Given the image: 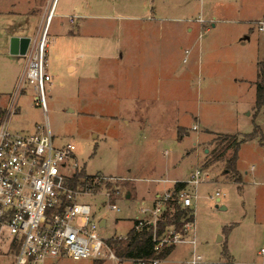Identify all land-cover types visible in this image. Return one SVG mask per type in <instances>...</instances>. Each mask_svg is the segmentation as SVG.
<instances>
[{"label":"rangeland","instance_id":"obj_1","mask_svg":"<svg viewBox=\"0 0 264 264\" xmlns=\"http://www.w3.org/2000/svg\"><path fill=\"white\" fill-rule=\"evenodd\" d=\"M48 1L0 0L1 105L14 93L21 71L20 57L9 55L8 34L22 31L34 38L43 27L39 15L47 12ZM106 1L109 6L102 0L98 12L101 35L117 23V12L128 9L123 0ZM76 2L75 8L71 0H59L56 14L78 15L91 0ZM138 2H150L146 10L154 8L156 18L175 20L165 24L182 31L167 32L166 43L146 55L141 51L138 57L131 50L123 60L125 66L111 76L117 85L112 91L106 87L111 77L107 80L109 74L102 71L112 66L102 61V68L95 67L94 61L107 48L82 36H63L62 30L75 32L80 20L71 25L69 19L55 17L46 49V72L51 77L46 112L35 106L34 88L26 84L17 97L11 129L40 131L47 120L53 144L74 143L86 175L117 179L118 193L109 202L119 212L110 211L101 194L82 199L93 217L106 220V229L100 231L105 238L126 236L130 220L142 217V209H151L157 195L163 196L174 183L201 170L202 181L186 191L192 200L193 228L185 234V240L195 241L199 264L264 263V256L258 255L264 247V106L256 108L253 86L257 64L264 60V32L258 31L264 20V0ZM60 22L63 27H58ZM90 30L81 28L79 33L87 35ZM185 51H189L187 57ZM134 64L138 73H132ZM154 65L160 68L149 72ZM193 126L197 129L192 130ZM249 134L254 135L239 144L232 167L233 142ZM226 135L234 139H225ZM222 206L225 210H220ZM173 248L162 264H187L192 245L183 242ZM46 264L132 262L61 258Z\"/></svg>","mask_w":264,"mask_h":264},{"label":"built area","instance_id":"obj_2","mask_svg":"<svg viewBox=\"0 0 264 264\" xmlns=\"http://www.w3.org/2000/svg\"><path fill=\"white\" fill-rule=\"evenodd\" d=\"M56 1H48L43 27L30 38L25 55L20 57L21 71L14 93L5 105H0V264H46L61 258L125 261L117 258L108 242L125 241L127 235L102 236L100 231L106 229V220L93 217L90 205L82 200L101 194L107 198L106 207L119 212L117 205L109 202L118 193L117 179L85 174L82 184L71 188L70 180L83 169L78 163L74 143L55 146L47 120L40 131L20 133L10 126L17 97L26 84L34 88L35 106L46 112V86L51 83L46 72L47 26L54 15ZM198 22L203 23L200 19ZM258 31L264 32V20L259 22ZM188 54L189 51H185V57ZM202 175L201 170L196 169L186 181L176 182L182 183V187L177 189L174 183L163 196L157 195L151 209L141 210L142 217L135 219L131 229L135 232L152 229L154 255L130 260L132 264H161V252L183 242L192 245V256L187 264L201 262L200 256L194 254V239L185 240V234L193 228L191 221H183L180 229L165 226L160 234L156 229L162 214L166 210L173 212L170 203H176L192 215L189 211L192 200L186 191L188 187L196 188ZM215 196L219 200V193ZM258 255L264 256V247Z\"/></svg>","mask_w":264,"mask_h":264},{"label":"crops","instance_id":"obj_3","mask_svg":"<svg viewBox=\"0 0 264 264\" xmlns=\"http://www.w3.org/2000/svg\"><path fill=\"white\" fill-rule=\"evenodd\" d=\"M71 1L74 3V6L76 8V4H77L76 0H71ZM138 1L139 0H123L122 3H124L130 10L127 9L123 13L117 12L118 13L116 15L117 19H115V16H114V20H116L117 23L116 24L111 23L108 26L107 30H105V35H101V34H104L103 28L100 26V23H98L97 21L101 17V15L98 14V12L100 11L99 6L101 5L102 0H91L90 3L86 2L84 3V9L78 15H68V16L63 13L56 14V11L59 5V0H57L55 4V8H54V15L49 25L47 26V34H49L51 25L55 17L61 20L63 18H67L69 19V22L71 23V25L75 23V19H79L80 22L78 23L77 30L75 32L69 31V30L68 31L62 30L61 33L63 36H67L68 38L69 37L79 38L78 36H82V37H85L86 39L91 40L92 44H97L99 46L107 48L106 52H102L101 57L97 55L94 56V61H96L95 67L102 68L103 66V64H101L103 63L102 61H107L105 63L107 67L109 65L112 66L111 69L102 68L103 69L102 71H105V72L107 71V73L109 74V77H107V80H108V78H110L111 76L115 77L117 69L119 67L125 66V64H122L123 60L124 58H127L130 55L131 50H133L134 52H137L138 57L141 54V51L143 55H146V52L148 50H157L158 48L160 49L162 44L166 43L167 39L169 38V36L167 35V32H172V31L176 32V30L182 31V28H178V26L171 25V24H165L166 22L176 23L175 20H171L169 18H164V17H163L164 19H159V17L156 18L155 16H153V14H156L154 8H150L151 9L150 11L146 10L145 5L146 4L152 5L150 4V2L149 3L145 2L139 5ZM103 2L105 3L106 6H109L110 4V2L106 0H103ZM30 11H31V8H29L26 13L29 14L31 13ZM45 13H46L45 11L40 12V15H39L40 21L44 20ZM70 17H72V19H70ZM79 24L81 25L79 26ZM60 26L63 27L61 22L60 24H58V27ZM88 27H90L91 29L90 31L92 33H89L87 35L83 33L82 34L79 33L81 28H82V32H83V29L85 30V32H87ZM186 31L191 32L192 31L191 27L187 26ZM12 36L28 37V35H26L24 32L21 31L18 33L13 32V33L8 34L7 39H9ZM29 38H32V37H29ZM49 42H50V39H49ZM54 58L56 59L57 57L54 56ZM135 64L130 67L132 69V73H135V72L138 73V69L135 66ZM159 68L160 66L154 65L153 67H149L148 69H149V72H153L151 70L157 71V69ZM67 69L70 72L74 71V67L72 66H68ZM127 72L131 73V71L129 70H127ZM114 81H116V79L113 80V77H111L109 81L111 82V85L106 86L107 88H111L112 91H113V87H116L117 89V85L113 84ZM112 95L116 96L114 93H112ZM128 203L129 201L126 204ZM136 218H141V217L139 216ZM135 219L130 220V229ZM173 250L164 260H162V263L167 261V258H169L172 255Z\"/></svg>","mask_w":264,"mask_h":264},{"label":"trees","instance_id":"obj_4","mask_svg":"<svg viewBox=\"0 0 264 264\" xmlns=\"http://www.w3.org/2000/svg\"><path fill=\"white\" fill-rule=\"evenodd\" d=\"M255 86V106L256 108H261L264 106V60L257 64V76L256 82L254 83ZM255 133V132H254ZM254 134H249L244 137L243 140L240 142H233L234 147V156L230 160V165L233 167L234 161L236 160L237 151L239 148V144L250 140ZM225 139H234L233 136L226 135ZM85 176V172L82 169L78 174L73 176L72 180H70V187L76 188L82 184V179ZM182 187V183H176L175 188ZM170 209L166 210L161 219L157 222V233L160 234L165 226L168 227L170 225L175 226L177 229L182 227V224L185 221H192V215L188 213L186 210L181 209L179 205L176 203L169 204ZM190 214V215H189ZM184 221V222H183ZM134 223L136 221L134 220ZM149 228V227H148ZM150 230H152L150 228ZM150 230L144 228L141 232H135L133 229H130L127 233V239L125 241H112L108 242L112 249L114 250L115 254L123 259L126 260H136L140 258L148 259L153 257V243H152V233ZM173 247L164 249L159 257L163 260L165 259L173 250Z\"/></svg>","mask_w":264,"mask_h":264},{"label":"water","instance_id":"obj_5","mask_svg":"<svg viewBox=\"0 0 264 264\" xmlns=\"http://www.w3.org/2000/svg\"><path fill=\"white\" fill-rule=\"evenodd\" d=\"M30 44L29 37L12 36L9 38L8 52L10 56L21 57L24 56L27 48ZM129 194L126 195V199H129ZM220 210H225V207H220Z\"/></svg>","mask_w":264,"mask_h":264}]
</instances>
